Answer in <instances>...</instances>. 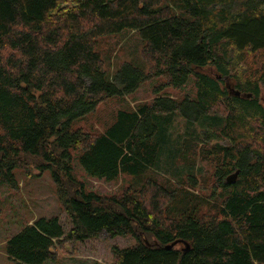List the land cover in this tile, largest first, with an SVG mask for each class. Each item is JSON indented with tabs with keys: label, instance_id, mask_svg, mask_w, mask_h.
Segmentation results:
<instances>
[{
	"label": "trees",
	"instance_id": "trees-1",
	"mask_svg": "<svg viewBox=\"0 0 264 264\" xmlns=\"http://www.w3.org/2000/svg\"><path fill=\"white\" fill-rule=\"evenodd\" d=\"M125 31L143 41L144 62H123L110 75L97 43ZM235 52L242 62L243 53L264 54V0H0V186L16 190L15 171L36 162L72 224L66 235L58 218L36 220L9 239V259L45 264L57 241L105 232L137 241L113 248L115 264H264V72L232 76ZM159 78L165 88L193 82L195 97L157 93L119 110L101 134L75 127L105 100ZM177 120L184 134L175 135ZM186 141L213 166L211 201L191 166L176 181L160 173L181 169L172 166ZM164 158L174 163L162 170ZM73 159L95 179L131 177V192L118 199L88 191Z\"/></svg>",
	"mask_w": 264,
	"mask_h": 264
},
{
	"label": "rangeland",
	"instance_id": "rangeland-1",
	"mask_svg": "<svg viewBox=\"0 0 264 264\" xmlns=\"http://www.w3.org/2000/svg\"><path fill=\"white\" fill-rule=\"evenodd\" d=\"M62 6L66 8L69 6V2ZM143 46L144 43L137 34L125 31L119 35L100 39L97 43V51L103 59L105 69L112 75L123 62L143 63L144 61L141 57ZM238 54L235 52L233 55V60L235 59L237 67L232 72V76L236 77L237 74H242L243 72L248 73L246 76H259L262 71L264 72V54L243 53L245 62H242ZM143 67L146 68L145 65ZM205 72L214 77L218 76L212 67L206 68ZM164 82V78L153 79L146 82L137 92L129 96L105 100L96 112L79 121L75 127L85 132L101 134L112 125L119 110H134L140 105L150 104L157 97V93L177 100L195 97L193 82L181 89L165 88L166 86L162 85ZM225 87L230 92L235 90L234 80L225 79ZM262 96L264 100V93ZM262 103L264 105V101ZM207 129L210 132L212 131L209 127ZM183 131V122L177 120L175 135L184 134ZM171 132L172 126H169L168 134H171ZM174 143L177 142L174 141ZM188 144L189 141H186L182 153L186 152V155L179 160V166L175 164L172 166V169L174 166L181 169L177 172L174 171V173L170 170V174H166L163 171H160V173L176 181V178L187 175V170L184 167L191 166L195 171L188 173L194 174L198 178L197 190L203 197L211 201L213 199L212 191H217L218 189L213 175V166L204 154L198 155L196 149H191L192 146L188 148ZM221 144L224 145L225 142L222 141ZM177 147L179 148L178 144ZM77 151H80V149ZM164 160H167L169 164H166V166L162 163L164 165L162 170L174 163L172 158H164ZM28 163L31 164L30 167L24 165L15 171L16 190L7 185L0 186V264H14L6 253L7 242L24 227L32 225L36 220L40 218H58L66 235L72 227L71 220L64 210L50 172L43 171L39 173L36 162L30 161ZM183 163L184 165H182ZM73 171L74 177L78 182L82 183L88 191L99 196L119 199L131 192V177L123 175L111 182L95 179L84 172L76 159H73ZM149 176L161 182L164 180L163 177L153 173H150ZM141 181L142 179L136 188L140 189ZM136 244L137 241L132 236L112 238L105 232L101 233L97 238L85 242H75L63 238L56 242L52 251L53 257L45 264H115L114 247L125 249Z\"/></svg>",
	"mask_w": 264,
	"mask_h": 264
},
{
	"label": "water",
	"instance_id": "water-1",
	"mask_svg": "<svg viewBox=\"0 0 264 264\" xmlns=\"http://www.w3.org/2000/svg\"><path fill=\"white\" fill-rule=\"evenodd\" d=\"M236 94H237V95H240L239 93H236ZM238 176H239V172H238V171H237L236 173L230 175V176L227 178V183H228V184H233V183H235L236 180H237V178H238ZM174 245H176V244H174ZM174 245H173V246H174ZM173 246H170V248H172Z\"/></svg>",
	"mask_w": 264,
	"mask_h": 264
},
{
	"label": "bare ground",
	"instance_id": "bare-ground-1",
	"mask_svg": "<svg viewBox=\"0 0 264 264\" xmlns=\"http://www.w3.org/2000/svg\"><path fill=\"white\" fill-rule=\"evenodd\" d=\"M170 249V248H169Z\"/></svg>",
	"mask_w": 264,
	"mask_h": 264
}]
</instances>
